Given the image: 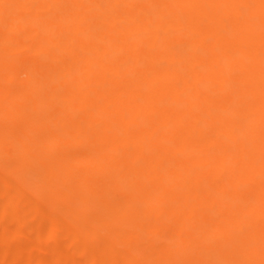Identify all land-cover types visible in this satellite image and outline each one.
I'll return each instance as SVG.
<instances>
[{"label":"bare ground","instance_id":"bare-ground-1","mask_svg":"<svg viewBox=\"0 0 264 264\" xmlns=\"http://www.w3.org/2000/svg\"><path fill=\"white\" fill-rule=\"evenodd\" d=\"M0 264H264V0H0Z\"/></svg>","mask_w":264,"mask_h":264}]
</instances>
